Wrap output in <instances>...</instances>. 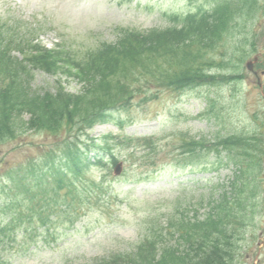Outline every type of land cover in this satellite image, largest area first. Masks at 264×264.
I'll list each match as a JSON object with an SVG mask.
<instances>
[{"label":"trees","instance_id":"obj_1","mask_svg":"<svg viewBox=\"0 0 264 264\" xmlns=\"http://www.w3.org/2000/svg\"><path fill=\"white\" fill-rule=\"evenodd\" d=\"M194 1L204 2L207 9L177 16L172 26L164 29L121 30L116 42L102 43L82 58L63 44L50 50L28 36L13 47L0 32V146L36 131L60 140L56 147H61L59 152L44 153L40 160L13 167L3 175L0 244L19 232L32 234L36 228L32 222H39L44 233L67 217L74 228L86 217L82 213L86 204H104L114 196L107 187L110 174L93 177L91 171L108 170L118 163L112 145L120 141L111 134L100 139L89 136L96 125L110 121L112 112L156 100L154 85L184 92L235 84L236 76L221 72L226 73L224 69L234 66V61L245 60L246 53L240 47L230 49V45L238 35V46L249 43L242 28L259 21L264 1ZM35 72L57 78L53 88L33 85ZM65 81H76L80 89L68 92ZM216 98L205 97L204 119L218 121ZM261 137L215 133L213 137L187 139L176 150L184 157L176 164L180 169L194 168L200 157L207 160L216 156L217 166L233 164L237 171L228 185L217 190L218 198L210 202L207 214L202 219L198 215L190 219L184 213L178 220L168 219L170 229L152 231L129 252L110 254L89 264L236 263L237 244L241 242L236 229L255 217L259 208L254 202V184L260 172L258 163L263 160ZM159 142L156 136L124 138L121 146L130 159H147V164L161 153ZM175 234L179 240L171 246ZM0 264L11 263L0 257Z\"/></svg>","mask_w":264,"mask_h":264},{"label":"rangeland","instance_id":"obj_2","mask_svg":"<svg viewBox=\"0 0 264 264\" xmlns=\"http://www.w3.org/2000/svg\"><path fill=\"white\" fill-rule=\"evenodd\" d=\"M200 9L207 6L194 0H0V32L2 38L7 36L11 40L13 47L28 36L38 38L48 47L62 42L77 58H82L102 43L116 42L121 30L164 29L172 26L177 16ZM242 34L247 35L248 44L238 46V35L229 45L230 49L240 47L246 59L241 63L234 61V66L224 69L228 70L226 73L221 72V75L236 76L235 84L204 86L184 92L158 89V85H154L152 91L158 94L156 100L115 110L109 122L98 124L89 132L91 138L111 134L120 141L112 148L122 162L121 176L125 179L112 181L115 180L113 167L91 171L93 177L105 172L110 174L107 187L114 196L109 201L86 204L82 210L86 217L74 228L70 227L67 217L44 233L39 222H32L31 225L36 226L32 234L19 232L17 237L0 244V257L11 264H89L104 260L110 254L129 252L152 231L159 233L167 229L168 219L178 220L183 213L190 219L197 215L202 219L210 202L218 198L217 190L228 185L237 171L233 164L217 166L216 156L207 160L200 157L197 159L200 164L194 168L180 169L176 164L184 157L176 150L193 136L199 139L220 133L264 138V67L260 66L264 63L263 12L257 23L242 28ZM254 57L258 60L252 72L247 64ZM56 80L35 72L32 81L38 88L51 86L52 89ZM64 84L68 92L80 89L76 81ZM208 95L217 97L218 121L204 119V99ZM182 135L186 138L180 137ZM150 136L160 138L162 151L147 164V159H130L121 146L124 138ZM58 142L53 136L30 131L16 141L1 145L0 184L4 183L3 175L13 167L40 160L47 152H59ZM261 148L263 160L258 163L260 172L254 184L257 191L254 202L259 208L255 210V217L252 215L236 229L241 242L235 243L237 261L234 264H255L259 253V264H264V141ZM177 240L179 235H173L169 245L176 246Z\"/></svg>","mask_w":264,"mask_h":264},{"label":"water","instance_id":"obj_3","mask_svg":"<svg viewBox=\"0 0 264 264\" xmlns=\"http://www.w3.org/2000/svg\"><path fill=\"white\" fill-rule=\"evenodd\" d=\"M252 68H253V64L250 63V64H249V69L252 70ZM120 171H121L120 166H118L117 171H116V174H119Z\"/></svg>","mask_w":264,"mask_h":264}]
</instances>
